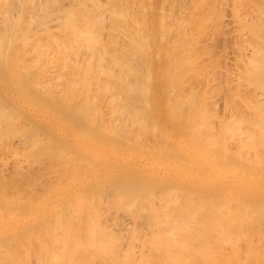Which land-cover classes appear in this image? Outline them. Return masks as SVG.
Masks as SVG:
<instances>
[{"label": "bare ground", "instance_id": "6f19581e", "mask_svg": "<svg viewBox=\"0 0 264 264\" xmlns=\"http://www.w3.org/2000/svg\"><path fill=\"white\" fill-rule=\"evenodd\" d=\"M0 264H264V0H0Z\"/></svg>", "mask_w": 264, "mask_h": 264}, {"label": "rangeland", "instance_id": "374dc122", "mask_svg": "<svg viewBox=\"0 0 264 264\" xmlns=\"http://www.w3.org/2000/svg\"><path fill=\"white\" fill-rule=\"evenodd\" d=\"M0 155H2V154H0Z\"/></svg>", "mask_w": 264, "mask_h": 264}]
</instances>
